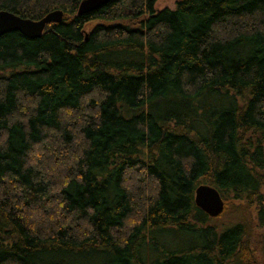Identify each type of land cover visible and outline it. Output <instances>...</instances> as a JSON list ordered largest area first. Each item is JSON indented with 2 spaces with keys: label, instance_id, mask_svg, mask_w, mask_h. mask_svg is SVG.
I'll use <instances>...</instances> for the list:
<instances>
[{
  "label": "trees",
  "instance_id": "16d2710c",
  "mask_svg": "<svg viewBox=\"0 0 264 264\" xmlns=\"http://www.w3.org/2000/svg\"><path fill=\"white\" fill-rule=\"evenodd\" d=\"M80 1L0 0V264H264V0Z\"/></svg>",
  "mask_w": 264,
  "mask_h": 264
},
{
  "label": "water",
  "instance_id": "95a60500",
  "mask_svg": "<svg viewBox=\"0 0 264 264\" xmlns=\"http://www.w3.org/2000/svg\"><path fill=\"white\" fill-rule=\"evenodd\" d=\"M107 1L109 0H81L77 13L84 14L92 11ZM61 18V10H53L37 20L21 17L8 10H0V36L8 32L19 31L28 38H39L46 24L59 22ZM194 203L209 217L218 216L224 209V199L219 191L206 183H201L195 188Z\"/></svg>",
  "mask_w": 264,
  "mask_h": 264
},
{
  "label": "rangeland",
  "instance_id": "374dc122",
  "mask_svg": "<svg viewBox=\"0 0 264 264\" xmlns=\"http://www.w3.org/2000/svg\"><path fill=\"white\" fill-rule=\"evenodd\" d=\"M174 6H175V0H157L154 5L156 9H162L164 7H168L172 9L174 8ZM247 213L248 211L245 212L243 206H238L231 203L226 206L223 213L219 217L215 218L213 222L218 226H224L238 220L246 221L248 220V216H249L247 215ZM164 240L169 244L174 242V238L172 239L171 237H165ZM154 254L155 252H152L151 256H154Z\"/></svg>",
  "mask_w": 264,
  "mask_h": 264
}]
</instances>
